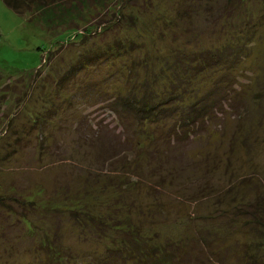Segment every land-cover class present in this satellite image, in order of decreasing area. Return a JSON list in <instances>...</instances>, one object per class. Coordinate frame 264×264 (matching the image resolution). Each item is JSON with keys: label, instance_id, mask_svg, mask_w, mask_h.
<instances>
[{"label": "rangeland", "instance_id": "1", "mask_svg": "<svg viewBox=\"0 0 264 264\" xmlns=\"http://www.w3.org/2000/svg\"><path fill=\"white\" fill-rule=\"evenodd\" d=\"M200 50L220 66L181 81L178 74L199 68L192 57ZM99 51L112 57L56 88L71 62ZM220 77L213 113L183 132L164 118L138 122L113 102L129 89L175 85L178 95L187 90L177 105L186 104ZM259 192L262 0H63L24 14L0 0V264H42L46 238L73 264L105 262L109 251L111 262L123 220L168 250L172 231L175 241L192 239L189 254L203 249L218 264H243L262 233L241 208Z\"/></svg>", "mask_w": 264, "mask_h": 264}, {"label": "trees", "instance_id": "2", "mask_svg": "<svg viewBox=\"0 0 264 264\" xmlns=\"http://www.w3.org/2000/svg\"><path fill=\"white\" fill-rule=\"evenodd\" d=\"M2 1L12 11L18 14H24L33 6H46L54 3L55 1L63 0ZM64 1L65 3L69 2V0ZM262 4L264 13V0H262ZM115 46L117 48H120L119 41L115 43ZM51 51L53 50H49V54H51ZM54 51H58V47L55 48ZM105 51H99L97 53L93 52L90 55L83 54L80 59L71 62L59 76L58 81L56 82V88H64L66 87L65 85H63L64 83L67 82L68 84L69 82H74L75 76H77V73L82 68L88 66L98 67L100 60L107 59L106 55L108 53H105ZM192 59L195 61L193 67L199 66V68H191V71H194L192 75H190L189 68L183 73V75L181 73L180 75L178 74L179 79H181V81L184 80V82L186 83L197 76L195 75L197 70L211 66H220V64H218L219 56L213 55V53L207 51L200 50L198 52H194ZM230 65L231 64H226L225 68H229ZM38 67H40V65ZM223 79L224 78L220 77L219 79L215 80L213 82V88L209 92H206L204 94V97H196L194 101L186 102L187 105L185 103L177 105L176 100H178V97H186L185 94H187V90L183 88L181 95H178L179 91H177L178 89H176L177 86L175 85L170 89H167V87H165V89L160 92L153 91L149 86L146 85L139 95H136L132 89H129L126 94L115 98L113 102L120 107V111L122 114H125L128 117L132 116L138 122H157L161 118H164L170 122V126L174 129V131L183 132L189 127L190 124L194 123L196 120L201 123L203 116L213 113L211 112V109L221 95L218 88H221L219 84ZM93 90L95 89H92V91ZM216 91L219 93V97L215 100V98L212 96L214 95V93H216ZM205 96H208L207 99H205ZM225 105L227 106V104ZM240 113L242 114V112ZM173 118H176V120H172ZM152 152L153 154H155V157H159L156 148L153 149ZM237 211L240 212L239 209H237ZM241 211L246 215V223L251 224L253 228L256 227L257 230L262 234L260 235L261 237L258 235L260 239L253 242L252 248L248 251H245L239 258H241L243 264H264V195L261 192L255 193L253 200L243 205ZM89 217L90 221L93 223H90V225H93L94 227L97 226L99 228L98 230L100 231L103 227H101L97 223V221L95 222L92 216ZM120 222L121 224H119V226L126 224V228L121 235V241H119L118 244H115L116 250H113V253H115V255L113 254L114 256L111 262L109 261V256L112 253L109 251L110 253L108 252L105 257V262L104 259L101 261L97 259L94 262H89V264H117L115 263L116 256H119L118 260H120L121 264H136L137 261H132L136 257L135 254L138 255V258L140 259L142 255L144 259H146L147 256L153 257V252L159 254V259H156L155 263L146 259L144 261L145 264H207L211 261H214L215 264H218L217 261L214 260L216 254H214V252L212 251L205 252L203 249H199L197 252L189 254L190 246L188 245H190V241L192 239H189L188 236L184 237V239H182V243H180L179 241H175V238L172 235V231H168V234H166L164 237L167 240V244L169 242L174 244L173 246L175 249L168 250L169 246L165 247L154 242L152 238L145 235L142 231L140 232V229L133 223H125L124 220ZM102 225L104 226V223ZM46 236L47 235H45V237ZM44 240V244H42L43 246L41 247L46 249V251L48 249H51V253L47 256L46 260L44 259L42 264H73L71 262H68L65 257L60 254L58 249L54 250L50 246V248L47 247V238ZM200 241L206 243V245H210V241H207V239L204 237H201ZM176 253H178L181 257H177ZM107 258L108 261H106ZM110 258H112V256H110ZM138 264H142L141 261H139Z\"/></svg>", "mask_w": 264, "mask_h": 264}]
</instances>
